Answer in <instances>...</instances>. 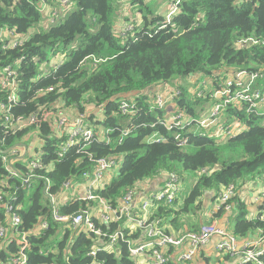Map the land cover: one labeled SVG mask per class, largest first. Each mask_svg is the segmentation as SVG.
<instances>
[{
    "label": "trees",
    "instance_id": "1",
    "mask_svg": "<svg viewBox=\"0 0 264 264\" xmlns=\"http://www.w3.org/2000/svg\"><path fill=\"white\" fill-rule=\"evenodd\" d=\"M169 1L164 3L166 7ZM40 3V0H0V29H15L23 36L22 45L15 48H4L7 42L0 41V69L10 65L19 74V101L12 112L26 118L58 108L75 115L84 113L85 123L94 130L96 139L91 143L79 140L59 157L58 151L66 142L67 134L57 132L53 118L42 117L38 123L17 133H7L0 116L2 150L22 142L31 133L42 142L43 167L35 170L37 176L30 188L23 186L22 177L1 182L7 170L0 153V189L8 194L16 192L15 205L22 220L16 231L30 232L26 264H138V256L131 255V248L145 243V230L125 228L126 218L109 224L95 218V224L103 231L98 236L52 217L45 192L46 178L51 184L50 193L58 194L69 177L83 182L84 172L92 171L99 158L121 161L118 175L95 191L114 208L121 205L124 195L136 183L162 171H175L182 180L181 170L192 171L197 176L184 196L181 193L173 204L160 205L154 215L168 233L175 235L188 231L184 229L181 215L202 217L199 215L201 198L207 191L216 189L217 199L226 187L238 185L240 180L257 174L264 177V115L247 110L249 103L231 105L229 110L230 115L247 123L248 128L218 140L195 131L194 124L181 130H168L163 124L165 110L151 109V99L146 93L157 84L193 74L224 82L234 71L242 70L261 73L263 76L253 88L264 90V44L236 47V42L244 37L264 39V0H184L170 23L162 14L165 5L159 0H76V8L54 24H44ZM131 12H136L134 20H130ZM127 24L135 28L125 31ZM76 41L79 45L66 55L67 59L48 74L40 72V61ZM50 87L54 90L47 91ZM200 88L190 94L181 86L175 107L184 109L189 116H202L196 107L199 102L208 106L210 99L197 96ZM136 91L142 92L128 96ZM4 99L6 93L0 85V101ZM122 100L136 101L137 112L133 117L119 111ZM126 127L132 128L129 135L122 133ZM155 132L164 135L166 140L147 142L146 138ZM16 168L25 174L24 161L17 160ZM4 198L7 200V196ZM231 201L237 211L235 235L247 237L260 230V237H264V213L249 218L237 187ZM93 204V201L78 199L61 205L60 211L72 215L94 207ZM43 219L48 220L49 227L37 234L31 232ZM5 221V210L0 204V224L6 225ZM199 227L189 230L197 231ZM119 229L123 237L114 249L105 250L109 236ZM19 249L16 238L10 241L0 236V262L9 261ZM95 249L96 255H92ZM223 258L221 264H234L235 259ZM260 259L264 262V256Z\"/></svg>",
    "mask_w": 264,
    "mask_h": 264
},
{
    "label": "built area",
    "instance_id": "2",
    "mask_svg": "<svg viewBox=\"0 0 264 264\" xmlns=\"http://www.w3.org/2000/svg\"><path fill=\"white\" fill-rule=\"evenodd\" d=\"M40 1L39 9L41 13H47L50 10V16L45 19L46 23L50 22L54 24L57 22V17L60 13L61 16H64V14L62 15V7L76 0H57L58 5L56 8L49 7L46 0ZM183 1L184 0L169 1L166 15L167 23H170L173 16L179 13ZM134 28V25L127 24L125 31H131ZM1 40L7 42L4 48H15L22 45L23 36L17 33L15 29L3 28L0 29V41ZM258 44H264V39L260 40L253 36H249L239 39L236 42V47L243 49L247 46ZM62 62L63 61L56 63V65ZM231 75H233V77H230ZM231 75L224 82H220L217 78H205L204 81L199 80L197 82L198 88L201 87L197 96L201 98H207L208 96L210 99L208 106L205 105V110H198L199 113H203L199 118L189 116L184 109H178L175 106L171 108V104L175 103L176 99L181 95L182 91L179 85L184 84V81H179L175 88H170L166 91L162 87L161 91L150 100L151 109L160 108L165 110L163 124L168 130L172 128L181 130L194 124L195 128L193 129H196L195 131L208 134L211 138L224 140L235 136L246 130L248 124L242 122L234 115H230V106L234 105L233 107H236V105H244V102H246L249 103V108H247V110L256 111L264 115V110L258 109V106L264 105V90L256 87L253 88L257 83V79L263 76L259 72L242 70L234 71ZM18 77V72L10 65L3 70L0 69V85L2 90L6 93V99L0 101V116L4 120V128L7 133H17L28 126L38 123L42 117L44 120L53 118L57 132L59 134H67L66 142L62 145L61 150L58 151L59 157H62L68 148L78 143L79 140L91 143L96 139L94 130L89 128L85 123L86 115L84 113L75 115L71 111L58 108L56 110H51L50 113L44 112L41 116L38 114H33L27 118L22 115L16 116L12 110L19 101ZM207 87H209L208 90H206ZM197 89L194 90L193 93H195ZM53 90L54 87L47 89V91ZM207 91H210L209 94H205ZM165 108H167V110ZM233 110L235 109L233 108ZM119 111L123 115L133 117L137 112L136 101L122 100ZM131 131V127H126L123 129L122 133L123 135H129ZM34 138L40 140V145H35V151L33 153L29 143L32 142ZM176 138H180V132L176 134ZM24 140L26 142H24ZM24 140L7 150H2L0 147V153L2 154L4 166L7 170V175L1 182H7L9 178L22 177L23 186L30 188L32 180L37 176L35 170L43 167L40 162V147L42 142L40 137L33 133L26 135ZM165 140L166 137L158 132L146 138V141L150 143L163 142ZM17 160L24 161L26 165L25 174L20 173L16 168ZM119 163L120 162L114 158L103 157L96 160L95 168L83 174L85 180L82 183L84 188L82 191H79L77 185H71V179L68 184H64L61 192L53 195L50 193L51 184L49 178H46L45 192L50 200L53 219L60 223H69L73 227L80 226L85 231H92L98 236H101L103 231L95 224V218L101 223L106 224L124 218L133 219V201L139 190L147 184L148 179L136 183L134 188L124 195L121 200V205L116 208L95 193L96 190L106 185V172L116 167ZM162 172L165 173V182L162 188L145 200L140 215L136 218L138 227L145 230V236L149 238L150 242L148 244L132 247V256H138L139 259L140 256L145 255L149 258L148 264H168L171 261L175 263V260L178 263H191L202 256L203 247L207 245L213 237L220 236L221 240L215 246L217 254L235 259V264H248L251 262L264 264L260 259L264 256V237H260L259 239L247 242L243 246H239L236 235L227 233L226 229L213 223L203 225L197 231H187L178 235L168 233L162 225V221L154 219L152 209L162 204H173L179 195L182 180L180 175L175 171L165 170ZM66 192L67 194H65ZM235 193V185L226 187L225 190L218 195L217 209L225 212L232 211L234 209V203L231 201V198ZM261 195L264 196V188ZM5 196H7V200H5ZM61 198L64 200H61ZM78 199L96 201L101 210L99 217H95L89 209L77 211L72 215H64L61 213V205L69 202L73 203ZM258 199L259 196L256 195L255 200L257 201ZM16 200V192L8 194L6 191L0 189V204L4 207L6 217V225L0 224V236L10 241L16 238L20 245L18 252L10 257V264H26L27 255L25 250L29 247L28 234H30V232L20 233L16 231L22 222L17 210L18 207L15 205ZM48 227V220L43 219L31 232L37 234ZM120 237H123L121 229L109 236L110 239L104 249L108 251L114 249ZM180 248H184V250L176 256L174 251ZM96 250L97 249L92 252V255H96Z\"/></svg>",
    "mask_w": 264,
    "mask_h": 264
},
{
    "label": "crops",
    "instance_id": "3",
    "mask_svg": "<svg viewBox=\"0 0 264 264\" xmlns=\"http://www.w3.org/2000/svg\"><path fill=\"white\" fill-rule=\"evenodd\" d=\"M53 2H55V0ZM167 11H168V7H166V5H165L164 12L166 13ZM129 15H131V13H129ZM130 20H134V16H132L130 18ZM194 81H196V84H197V82L199 81V78L189 79V81H184V83H185V85H189V83L194 82ZM161 89H162V85L157 84V85L153 86L152 88L148 89L146 91V93L150 96V99H152V97L155 96L157 93H159ZM174 106H175V103L171 104V108H174ZM101 117H102V114L100 115V118ZM119 164L121 167V161ZM120 167H119V170H120ZM114 169H115V167L111 168L110 170H108L106 172L105 184H108L116 175H118V173L115 174ZM188 172H189V174H187V177H185L182 174L183 175L182 181H184V183H185V188L180 189L179 195L182 193V195L184 196L192 188V186L194 185V183L197 180V176L195 174L191 173L190 171H188ZM262 176H263L262 174H259L258 177L250 176L246 179L240 180L239 184L235 185L238 189L239 198H241L247 206V210L249 211L248 212L249 218H254L258 214L264 213V196L261 195L263 188H264V183H263L264 177H262ZM164 182H165V173L164 172L159 173L155 177L148 178L147 184L145 186H143L135 196V199L133 201V212H132L133 219H127L125 221V223H124L125 228H128L131 231L137 230L139 228L136 218H138L140 215L143 203L145 202V200L150 198L152 196V194L159 191L162 188ZM82 183L83 182H77V186L79 188V191L80 190L82 191L84 189ZM216 193H217L216 189H211V190L207 191L203 195V197L201 198L202 204H201V208L199 210V212H200L199 215L200 214L202 215L201 218L195 219L193 216H190V218H189V217H186V215H181L180 218H181V221L183 222L185 230L193 231V230H189V229H195L196 225H200V227H201L202 225H207V224L213 223V224H216V225L226 229L227 233L235 235L234 228L231 231H229L228 226L230 223L231 215L234 213V216H233V219H234L235 213L237 211L235 212V210H234L235 208L232 211H228V212L219 211L217 209ZM256 195L259 196V199L257 201L255 200ZM253 197H254V199H253ZM93 206L94 207H90L89 210L93 213V215L95 217H99L101 210L99 208L98 203L95 201ZM157 209H158V207H155L152 209L153 215L156 214ZM234 222H235V220H234ZM234 226H235V224H234ZM169 228L172 229V226L170 224H169ZM260 236H261V231L257 230L255 232L249 234V236H247V237H237L238 244H239V246H243L249 241L259 239ZM220 240H221L220 236L213 237L212 240L207 245H205L203 247V249H202V256L203 257L201 256L195 262H193V263L191 262V263L192 264H208L209 258L206 256V253L210 251L213 254H217V252L215 250V246ZM149 242H150L149 238L146 237V241L144 244H148ZM183 250H184V248H180V249H176L174 252H175L176 256H178ZM221 262L217 263V264H221ZM148 263H149V258L147 256H145V255L140 256V258L138 260V264H148ZM191 263H178L175 260V264H191ZM234 264H235V260H234Z\"/></svg>",
    "mask_w": 264,
    "mask_h": 264
},
{
    "label": "rangeland",
    "instance_id": "4",
    "mask_svg": "<svg viewBox=\"0 0 264 264\" xmlns=\"http://www.w3.org/2000/svg\"><path fill=\"white\" fill-rule=\"evenodd\" d=\"M52 1H54V0H52ZM159 1H161L163 4L164 3H167V0H159ZM48 5H49V7H57V0H55V2H53V3H49L48 2ZM76 8V1H72L70 4H68V5H66V6H64V7H62V10H63V13H62V15L64 14V16H61V13L59 14V16L57 17V22L61 19V18H64L67 14H69L70 12H72L74 9ZM168 12V11H167ZM167 12L165 13L164 11H163V16H166L167 15ZM49 13H50V10H49V12H47V13H42V15H43V20H45L48 16H50L49 15ZM131 17L132 16H134V17H136V12H131V15H130ZM56 22V23H57ZM46 23V21H44V24ZM46 24H48V23H46ZM48 26V25H47ZM141 26V24H139V27ZM78 45H79V42L78 41H76L75 43H72L71 45H69L68 47H67V49H65V50H61V51H59V52H57L55 55H53L52 53H50L49 55H48V59L47 60H45V61H40L39 62V69H40V72L43 74V75H45V74H48L54 67H55V65H56V63H59V62H61V61H63V60H65V59H67L68 57L66 56L70 51H72L73 49H75V48H77L78 47ZM196 78H199V80H201V81H204V76H202L200 73H198V74H193V75H190V76H188V77H186V78H178V79H173V80H171L170 82H168V83H166V84H162V87H163V89L166 91V90H169L170 88H175V86L178 84V82L179 81H189V79H196ZM178 80V81H177ZM181 86H184V88H186L187 90H188V92L190 93V94H192L193 93V91L194 90H196L197 88H198V84H196V81H194V82H191V83H189V85H185V83L184 84H181V85H179V88L181 87ZM209 89V87H207L206 88V90H208ZM205 102H199V105H197V107H196V110H197V113H198V110H200V111H203V110H205ZM166 110H167V108H165ZM258 109L259 110H264V105H260V106H258ZM199 114V116H200V113H198ZM262 123L264 124V119H263V121H262ZM193 130V129H192ZM196 130V129H195ZM30 144V148H31V151L34 153V151H35V145L36 146H39L40 145V140L38 139V138H34L33 139V141L32 142H30L29 143ZM119 167H120V164L119 165H117L116 167H115V169H114V172H115V174L116 173H118V171H119ZM182 169V168H181ZM180 169V170H181ZM180 172H182V174L185 176V177H187V174H189V172L187 171V170H181ZM190 172H192V171H190ZM258 175L259 174H257L256 175V177H258ZM181 180H182V178H181ZM71 185L72 186H76L77 185V182L75 181V180H72L71 181ZM138 186V185H137ZM181 188L183 189V188H185V183H184V181H182V183H181ZM65 194H67V192L65 193ZM253 199H254V197H253ZM61 200H64L63 198H61ZM233 216H234V213L231 215V217H230V223H229V226H228V229H229V231H231L233 228H234V224H235V222H234V219H233ZM206 256L209 258V263L208 264H217V263H220L221 261H223V256L222 255H219V254H213L212 252H207L206 253ZM197 260V259H196ZM195 260V261H196ZM195 261H193V262H195ZM192 262V263H193ZM191 263V264H192ZM0 264H10V261H5V262H0Z\"/></svg>",
    "mask_w": 264,
    "mask_h": 264
},
{
    "label": "water",
    "instance_id": "5",
    "mask_svg": "<svg viewBox=\"0 0 264 264\" xmlns=\"http://www.w3.org/2000/svg\"><path fill=\"white\" fill-rule=\"evenodd\" d=\"M84 13L86 14L87 13V11L84 9ZM142 91H136V92H130L129 94H128V96L129 97H132V96H135V95H137L138 93H141ZM71 181V178L69 177L67 180H66V182H65V184H68L69 182Z\"/></svg>",
    "mask_w": 264,
    "mask_h": 264
}]
</instances>
